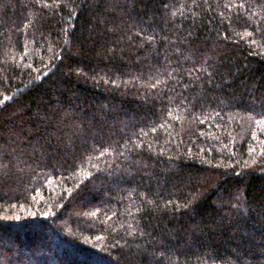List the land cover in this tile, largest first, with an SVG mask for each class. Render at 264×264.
Here are the masks:
<instances>
[{"label": "trees", "instance_id": "1", "mask_svg": "<svg viewBox=\"0 0 264 264\" xmlns=\"http://www.w3.org/2000/svg\"><path fill=\"white\" fill-rule=\"evenodd\" d=\"M0 264H264V0H0Z\"/></svg>", "mask_w": 264, "mask_h": 264}]
</instances>
